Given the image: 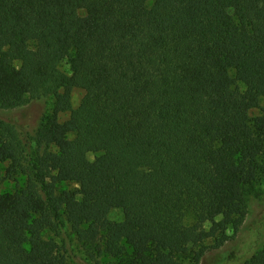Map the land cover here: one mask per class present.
I'll return each mask as SVG.
<instances>
[{"label":"trees","instance_id":"obj_1","mask_svg":"<svg viewBox=\"0 0 264 264\" xmlns=\"http://www.w3.org/2000/svg\"><path fill=\"white\" fill-rule=\"evenodd\" d=\"M45 97L34 135L0 115V264H67V227L114 264H264V0H0V112Z\"/></svg>","mask_w":264,"mask_h":264},{"label":"rangeland","instance_id":"obj_2","mask_svg":"<svg viewBox=\"0 0 264 264\" xmlns=\"http://www.w3.org/2000/svg\"><path fill=\"white\" fill-rule=\"evenodd\" d=\"M61 70L64 72H69V68L66 64L61 66ZM84 91L81 89H74L72 92V106L74 109L78 108L81 104L82 98L84 97ZM53 98L45 97L36 101H33L29 105L16 109L13 111H4L0 112V115L11 120L17 126H19L24 132H28L29 135H34L35 131L40 126L43 115L51 111L53 106ZM262 107H264V101L262 102ZM260 114L259 110H253L251 116L256 117ZM69 118V113L62 114L60 116V122H65ZM93 159V157H90ZM8 167L7 163L0 164V174L5 175L6 168ZM140 172L139 174H141ZM15 191V184L13 182H4L0 183V194L1 193H11ZM110 221L121 222L124 220V214L122 210L114 209L110 212L108 216ZM264 221V192L262 196L252 203L249 213V225L248 230L253 225H260ZM249 232V231H248ZM56 239L60 242L65 250V255L67 258V264H76L77 261H83L87 264H114V261L106 256L99 255L95 252L94 256L89 254V252L77 242L74 234L71 233L70 229L67 227L62 230L60 236L56 234ZM248 237H251V233H248ZM264 252V250H263ZM262 252V253H263ZM64 253V251H63ZM223 251H212L210 252L200 264H223Z\"/></svg>","mask_w":264,"mask_h":264}]
</instances>
